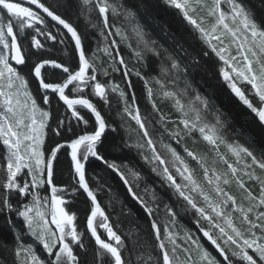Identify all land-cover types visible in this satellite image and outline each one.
<instances>
[{
	"label": "snow or ice",
	"instance_id": "6c2138e0",
	"mask_svg": "<svg viewBox=\"0 0 264 264\" xmlns=\"http://www.w3.org/2000/svg\"><path fill=\"white\" fill-rule=\"evenodd\" d=\"M164 2L180 10L211 49L200 53L209 57L207 71L222 75L264 134V0ZM82 10L95 13V31L74 24ZM119 17L132 22L135 46ZM101 43L106 67L97 57ZM154 43L120 0H0V246L10 253L0 256V264H102L104 256L108 264H131L119 219L114 225L98 199L104 185L91 186L90 163L112 171L144 214L142 264H264V153L226 139L219 114L208 122L207 99L197 94L182 102L169 87L184 71L174 57L160 65L170 79L153 74L147 54L159 57ZM56 45L71 49L63 62ZM212 53L227 67L218 68ZM238 80L250 85L251 96ZM185 85L186 94L191 85ZM158 100H172L176 117L163 112ZM186 139L211 146L212 167L207 153L189 148ZM133 155L168 199L147 183L139 190L144 177L129 165ZM243 177L259 185L258 193ZM233 183L239 197L227 190ZM39 189L49 194L41 196ZM81 195L83 231L78 212L69 208ZM177 202L191 213L194 231L178 230ZM122 213L139 218L127 205ZM88 240L95 246L91 253Z\"/></svg>",
	"mask_w": 264,
	"mask_h": 264
},
{
	"label": "trees",
	"instance_id": "16d2710c",
	"mask_svg": "<svg viewBox=\"0 0 264 264\" xmlns=\"http://www.w3.org/2000/svg\"><path fill=\"white\" fill-rule=\"evenodd\" d=\"M109 2H116V0H109ZM120 2L134 14V22L142 28L145 33V38L150 42H155L153 46L159 51V57L154 54H147V62L149 67L153 70V74L160 76L162 79H170V76L164 77L161 75L160 65L163 64L164 67H167L169 62L166 57H174L180 62L181 68L184 69V71L180 72L179 79H177L174 84H169V87L178 93L182 102L187 104L189 101H194L197 94L207 99L209 101V110L203 113V115L208 122H214V116L219 114L224 125L222 128V135L226 139L229 141H238L244 146L249 147L257 155L264 153V134H261L259 129L255 127L256 117L254 114L245 110L239 98L231 92L227 82L223 80L222 75H217L215 71H207V61L209 57L207 55L201 56L200 53L202 51L210 53L211 49L198 38L199 34L195 31L193 26L182 18L180 10L173 8L171 5H167L164 0H120ZM96 19L95 13L89 16L82 10L80 19L77 20L74 17L73 22L74 24L79 23L80 30L87 29L89 31H95V29L91 28V24L96 21ZM117 23L128 35L129 42L135 46V36L131 32L132 22L124 20L123 17H119L117 18ZM95 47L94 44L93 48L95 49ZM103 47L104 45L101 43V51L97 52V57L101 64L106 67L107 56L102 51ZM53 50L55 55L60 58L61 62H63L65 58V51H67L69 55L71 52L70 48L65 50L64 47L60 45H56ZM211 55L217 62L218 68L227 67L223 64V61H219V58L215 57L214 53ZM193 57H195V61L192 59ZM129 66L131 67V64ZM185 81L191 85V87L187 89L186 94L184 93L186 88ZM134 82H136L137 94L140 95L139 90L141 85L139 82L135 81V78ZM237 84L251 96L250 85L239 81H237ZM115 102V99H113V103ZM139 103L142 105L143 113L146 102L144 99H141ZM158 107L173 118L177 115L172 100H165L163 102L158 100ZM115 122H119L118 117ZM128 123L131 128L136 127L133 121H129ZM168 127L172 128L173 125L169 124ZM121 134H124L123 130H121ZM164 142H168L167 136L164 137ZM186 143L189 148H194V150L198 152L207 153L209 166H213L212 160L214 153L210 150L211 146L199 139L195 145H193L192 141L189 139H186ZM220 150L226 153L227 149L221 146ZM138 161L139 157L133 155L129 160V165L137 168L144 177V179L139 181V190L142 191L147 183L155 187L157 193L164 196V193L161 192L158 187V179ZM230 161L234 162L232 158ZM191 166L197 168V175L203 181V176L198 169V165H196L195 162H191ZM214 166L218 169L223 168V165L220 163H216ZM88 167L91 186L96 188L98 183L104 185V187L98 191V199L102 206L109 212L110 219H112L114 225L117 218L119 219V229L121 234L126 238L128 248V250L124 252L125 257H131V264H142V261L138 259V257L145 255V249L139 246L140 229L147 228L144 214L139 212L135 204L130 201L123 184L112 171L102 168L96 163H90ZM256 174H260L259 170H257ZM66 175L67 173L65 172V176ZM2 176L3 173L0 171V177ZM243 179L247 186L258 193L259 185L257 183L249 181L247 177H243ZM227 190L239 197L240 189L235 183L227 186ZM38 191L41 196H47L49 194L43 189H39ZM164 198L168 199L167 196H164ZM109 203L111 204L110 208L108 206ZM123 205L133 208L139 218L137 219L123 214ZM174 207L178 213L177 228L181 231V234H183V228L192 229L194 231L193 225L189 219L191 213L181 211L183 206L178 202L174 203ZM69 208L72 211L78 212V230L83 231L84 214L82 210L85 208L84 197L81 195L69 205ZM23 242L29 245L32 244L31 238H29L27 234H23ZM133 242L136 243L134 244ZM10 246L9 244L8 247ZM87 247L90 253L95 248L91 240L87 241ZM213 254L216 255L215 252ZM0 256H9L10 258V253L5 247L0 246ZM217 258L220 259L219 256H217ZM102 264H108L107 256L102 257Z\"/></svg>",
	"mask_w": 264,
	"mask_h": 264
},
{
	"label": "rangeland",
	"instance_id": "374dc122",
	"mask_svg": "<svg viewBox=\"0 0 264 264\" xmlns=\"http://www.w3.org/2000/svg\"><path fill=\"white\" fill-rule=\"evenodd\" d=\"M225 7H227V6H225ZM234 49H233V53H234ZM239 81V80H238ZM239 82H242V81H239ZM239 86V85H238ZM223 146V145H222ZM226 152H227V150H226ZM230 157V160H231V156H229ZM233 159V158H232Z\"/></svg>",
	"mask_w": 264,
	"mask_h": 264
},
{
	"label": "water",
	"instance_id": "95a60500",
	"mask_svg": "<svg viewBox=\"0 0 264 264\" xmlns=\"http://www.w3.org/2000/svg\"><path fill=\"white\" fill-rule=\"evenodd\" d=\"M235 95V94H234ZM220 258V257H219Z\"/></svg>",
	"mask_w": 264,
	"mask_h": 264
}]
</instances>
